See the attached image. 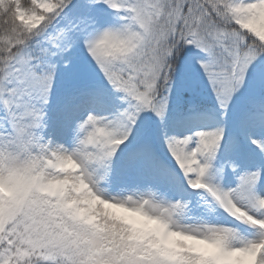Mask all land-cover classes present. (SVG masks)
I'll return each mask as SVG.
<instances>
[{
  "label": "snow or ice",
  "instance_id": "6c2138e0",
  "mask_svg": "<svg viewBox=\"0 0 264 264\" xmlns=\"http://www.w3.org/2000/svg\"><path fill=\"white\" fill-rule=\"evenodd\" d=\"M0 264H264V0H0Z\"/></svg>",
  "mask_w": 264,
  "mask_h": 264
}]
</instances>
